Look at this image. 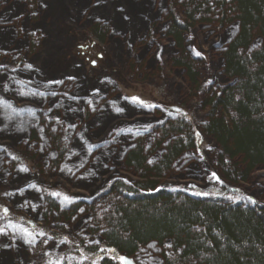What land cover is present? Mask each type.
Returning <instances> with one entry per match:
<instances>
[{
	"label": "rangeland",
	"instance_id": "rangeland-1",
	"mask_svg": "<svg viewBox=\"0 0 264 264\" xmlns=\"http://www.w3.org/2000/svg\"><path fill=\"white\" fill-rule=\"evenodd\" d=\"M184 1L0 0V264L112 259L102 231L113 185L147 182L127 156L141 146L146 164L159 162L169 122L188 124L193 142L153 178L160 189L264 205V167L231 181L203 126L209 94L236 81L223 54L239 22L190 21ZM173 14L188 27L181 45ZM93 247L101 255L84 252ZM163 254L173 256L170 239L130 256L163 264Z\"/></svg>",
	"mask_w": 264,
	"mask_h": 264
},
{
	"label": "trees",
	"instance_id": "trees-1",
	"mask_svg": "<svg viewBox=\"0 0 264 264\" xmlns=\"http://www.w3.org/2000/svg\"><path fill=\"white\" fill-rule=\"evenodd\" d=\"M181 6L190 21L239 22L238 33L223 54L225 71L236 81L209 94L203 126L221 148L227 178L247 181L264 167V0H185ZM171 17L169 35L181 45L187 24L174 14ZM256 37L261 43L252 48ZM180 57L177 63L194 78L191 62ZM162 134L163 141L171 139L156 164H146L141 146L127 156L129 167L143 170L138 175L147 182L133 183L131 188L113 185L120 195L115 210L105 217L106 248L118 257L152 241L163 246L170 239L173 256L163 254V264H264V205L254 208L160 189L153 178L162 177L193 142L191 128L183 120L169 122ZM99 250L84 252L96 256ZM101 264L115 263L105 259Z\"/></svg>",
	"mask_w": 264,
	"mask_h": 264
},
{
	"label": "bare ground",
	"instance_id": "bare-ground-1",
	"mask_svg": "<svg viewBox=\"0 0 264 264\" xmlns=\"http://www.w3.org/2000/svg\"><path fill=\"white\" fill-rule=\"evenodd\" d=\"M44 62H45V61H44ZM45 63H47V62H45ZM99 251H101V248H100ZM106 251H107L106 254L112 255V257H113L112 259H110L111 262L114 263V261L116 260V261L120 262V264H124L123 261L121 260V257H122L124 254H122L121 257H116V256H114V255L112 254V252H111V248L106 249ZM99 254L101 255L100 252H99ZM126 255H127V254H126ZM128 256H130V255H128ZM114 259H115V260H114ZM108 260H109V259H108Z\"/></svg>",
	"mask_w": 264,
	"mask_h": 264
},
{
	"label": "snow or ice",
	"instance_id": "snow-or-ice-1",
	"mask_svg": "<svg viewBox=\"0 0 264 264\" xmlns=\"http://www.w3.org/2000/svg\"><path fill=\"white\" fill-rule=\"evenodd\" d=\"M133 100H134V101H139V98H138V97H133ZM139 102H140V103H143V101H139ZM4 211L6 212L7 209H5ZM121 260L124 261V264H131V262H130V261H127V259L124 258V257H121Z\"/></svg>",
	"mask_w": 264,
	"mask_h": 264
},
{
	"label": "water",
	"instance_id": "water-1",
	"mask_svg": "<svg viewBox=\"0 0 264 264\" xmlns=\"http://www.w3.org/2000/svg\"><path fill=\"white\" fill-rule=\"evenodd\" d=\"M122 257L126 258L127 261H130L131 264H136V262L134 261V259L131 256L124 254ZM123 263H124V261H123Z\"/></svg>",
	"mask_w": 264,
	"mask_h": 264
}]
</instances>
